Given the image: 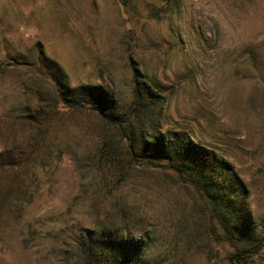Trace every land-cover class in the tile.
Listing matches in <instances>:
<instances>
[{
	"label": "rangeland",
	"instance_id": "rangeland-1",
	"mask_svg": "<svg viewBox=\"0 0 264 264\" xmlns=\"http://www.w3.org/2000/svg\"><path fill=\"white\" fill-rule=\"evenodd\" d=\"M0 168V264H233L264 234V0H0Z\"/></svg>",
	"mask_w": 264,
	"mask_h": 264
},
{
	"label": "trees",
	"instance_id": "trees-1",
	"mask_svg": "<svg viewBox=\"0 0 264 264\" xmlns=\"http://www.w3.org/2000/svg\"><path fill=\"white\" fill-rule=\"evenodd\" d=\"M68 98H67V95H66V93H61V105H62V108H65L66 107V105L68 104ZM96 109L95 110H97V112H98V114L102 117V119H104L105 121H107V122H109V123H112V124H116L115 123V120L117 119V117L116 116H113V115H110V114H108V113H106V112H104L102 109H100V106L99 105H97V106H94ZM188 148H190V147H188ZM194 151H196V150H194ZM197 152V151H196ZM180 153V156L182 157H185L186 155H185V151H181V152H179ZM177 154V153H176ZM204 156H206V158L205 159H208L209 158V156L207 155V154H205ZM183 159L181 158L180 160H179V166H182V164H183ZM24 163H22V162H14V163H12L11 164V167H12V169L13 170H15V171H20L21 170V167L23 166L24 167V165H23ZM202 165H204L207 169L209 168L210 169V173H209V177L210 178H212L213 180H210V179H208V186H209V184H211V183H214L216 186H217V182H215V180L217 179V176L218 177H220L221 176V179H222V177H226L227 175H229L230 176V181H232L231 183H233L234 182V175H233V173H229L228 172V169H226V168H223V167H221V169H220V175H218L217 174V171H216V169L214 168V166L213 165H211L210 163H207V161H205ZM2 168H4L5 166H1ZM219 167V168H220ZM179 168L180 167H175V170H179ZM0 170H1V168H0ZM208 177V178H209ZM1 178V177H0ZM1 182V181H0ZM235 183V182H234ZM3 184V183H2ZM3 186V187H2ZM2 186H0V189L1 188H8V184H7V187H5L6 185H2ZM24 185H21V187H23ZM19 188V187H18ZM208 188L209 187H205L204 189H203V191L206 193V195H207V197H208V199H209V201H210V203L212 204L213 202H214V195H212V194H210V193H208ZM217 189H218V187H216V191H217ZM241 188H240V186H239V188H233V192H234V194L237 196V197H239L241 194H242V191L240 190ZM21 190H22V188H21ZM5 191V190H4ZM6 192H7V189H6ZM23 196L21 195V193H17V194H14V195H12V199L13 200H15L16 202H18L21 198H22ZM249 215H248V213H246V212H243V215L241 216V222H242V224H245V223H247L248 222V217ZM264 248V234L257 240V242L255 243V244H253V245H250V246H247V247H244V248H242V249H236L231 255H230V261L233 263V264H248V261H249V259L250 258H252L253 256H255L259 251H261L262 249Z\"/></svg>",
	"mask_w": 264,
	"mask_h": 264
}]
</instances>
